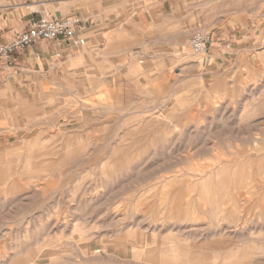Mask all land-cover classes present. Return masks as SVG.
<instances>
[{
  "label": "rangeland",
  "instance_id": "rangeland-1",
  "mask_svg": "<svg viewBox=\"0 0 264 264\" xmlns=\"http://www.w3.org/2000/svg\"><path fill=\"white\" fill-rule=\"evenodd\" d=\"M182 15L184 45L235 25L252 47L136 58L134 91L0 90V264H264V0Z\"/></svg>",
  "mask_w": 264,
  "mask_h": 264
},
{
  "label": "crops",
  "instance_id": "crops-1",
  "mask_svg": "<svg viewBox=\"0 0 264 264\" xmlns=\"http://www.w3.org/2000/svg\"><path fill=\"white\" fill-rule=\"evenodd\" d=\"M185 2L135 0L134 7L127 9L123 0H0V44L28 31L41 17H79L86 38L85 46L75 41H43L16 52L12 68L0 66V90H60L62 81L70 75L76 78L79 89L92 85V79L99 77L107 89L139 90L133 79L126 78L128 70H141L134 59L139 58L140 64L156 58L176 60L181 50L189 51L181 31ZM198 29L212 37L199 64L202 70H218L238 61L242 51L252 47L250 31L243 34L235 25ZM20 129L14 125L9 130L21 134Z\"/></svg>",
  "mask_w": 264,
  "mask_h": 264
},
{
  "label": "built area",
  "instance_id": "built-area-1",
  "mask_svg": "<svg viewBox=\"0 0 264 264\" xmlns=\"http://www.w3.org/2000/svg\"><path fill=\"white\" fill-rule=\"evenodd\" d=\"M85 29L83 21L76 16L58 19L41 17L33 22L30 29L13 40L0 44L1 64L12 68L14 55L18 51L30 48L39 42L75 41L76 44L85 46L86 38L82 36ZM212 37L207 32L195 29L190 32L187 39L189 52L194 55H203L208 51Z\"/></svg>",
  "mask_w": 264,
  "mask_h": 264
}]
</instances>
